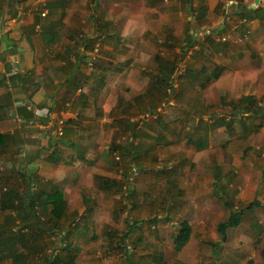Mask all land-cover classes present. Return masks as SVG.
Masks as SVG:
<instances>
[{
  "label": "crops",
  "instance_id": "crops-1",
  "mask_svg": "<svg viewBox=\"0 0 264 264\" xmlns=\"http://www.w3.org/2000/svg\"><path fill=\"white\" fill-rule=\"evenodd\" d=\"M227 3L237 5L234 10L240 17L239 30L250 31L248 40H243L246 41L244 45L234 41L233 34L229 33L226 42L216 40L217 36H225V31L221 34L219 31L232 26L230 22L226 24L223 15ZM237 7L241 11L237 12ZM219 13L222 17L216 27L214 24L210 26L211 18ZM195 25L196 30L202 31V36L216 41L212 44L219 46L220 53L229 50L228 58L234 57L237 62L241 58L249 61L246 73L234 71L231 84H223L221 88L231 91L244 89V95L229 101L220 97V103L221 99L237 103L243 97L252 96L258 107L264 108L257 102V96L264 93V0H0L1 246L5 245L4 241L16 237V233L19 238L28 239L27 235L33 231L30 227L34 221L32 213L23 216L11 209L27 207L28 197L34 198L35 180L45 175L44 170H52L51 167L55 166L47 162L51 152L55 151L58 162L67 166L76 163L74 160H87L90 151L95 148L107 163L109 147L106 145L113 139L115 125L125 124L124 121L128 120H124L129 114L122 107L135 106L150 88L157 90V102L160 101V65L163 62L173 64L176 72L175 58L182 47L176 48L173 42H188L190 36L196 37L198 31L193 28ZM236 34L241 36L243 32ZM188 46L182 51L189 50L191 54L192 46L189 43ZM206 46L209 47L208 44ZM96 47L98 51L94 52ZM167 49L171 51L170 58L161 54ZM258 62L261 67L259 72L256 68ZM204 67L184 71L185 77L198 85L201 91L224 75H221L222 69L213 72L206 71ZM168 68L165 66L164 69ZM175 72L171 76L172 87ZM215 74L217 78L213 79ZM254 84L258 85L257 89ZM127 93L130 96H122ZM262 113L241 112L236 116L242 115L237 120L242 117L253 119L250 123L241 122L243 129L258 130L264 123V111ZM58 119L64 120L60 138L53 134V126ZM222 119L223 116H219L216 120L217 128L223 123L220 122ZM231 121L226 119L225 124ZM254 132L257 131L247 134ZM62 155L69 156V159L63 161ZM95 175L103 192L112 193L114 188L119 187L120 175L117 178L108 173ZM106 180L113 185L105 184ZM7 191L17 192L20 202L2 197V192ZM60 191L65 197L66 189ZM38 205L36 203L34 208ZM131 225L125 233L134 230ZM177 228L179 230L180 225ZM53 238L45 236L38 243L49 245L48 241L53 243ZM191 238L192 234L188 242ZM250 241V248L257 245L254 240ZM208 244L212 252L217 250V246L214 249L212 245L216 243ZM24 248L17 244L13 250L26 255ZM75 255L74 264L77 253ZM129 255L130 251L126 256ZM261 255L264 257V251ZM66 256V253L62 254L63 260ZM158 258L155 259L156 264H159ZM0 264H12V261L0 259ZM252 264H257V261Z\"/></svg>",
  "mask_w": 264,
  "mask_h": 264
},
{
  "label": "rangeland",
  "instance_id": "rangeland-1",
  "mask_svg": "<svg viewBox=\"0 0 264 264\" xmlns=\"http://www.w3.org/2000/svg\"><path fill=\"white\" fill-rule=\"evenodd\" d=\"M235 6L230 3L225 6V22L232 26L223 28L219 34L223 31L224 35L233 34V40L242 45L250 37V31L239 30L240 17ZM237 8V12L241 11ZM221 13L211 18L210 26L216 27ZM193 28L198 32L190 47L191 54L189 50L182 51L189 48L187 40L173 42L176 48L182 47L175 58L177 70L173 87L164 85L158 102L157 90L150 88L135 106L122 107L129 114L124 120H128L115 125L113 139L106 145L109 147L107 163L94 148L87 160H74L76 163L67 166L58 162L52 170H44V176L36 177L34 198L53 186L67 192L69 215L58 226L51 225L54 219L49 211L43 212L40 205L35 208L40 219L39 223H34L39 229L36 232L41 238L54 236L55 239L53 243L48 241L50 251L47 254H55L60 244L58 240L65 237L71 249H79L76 264H156L157 257L164 264H247L248 260L264 263L261 255L264 251V206L246 211L240 225L228 229L225 241L224 236L220 238L216 232V224L228 215L224 201L236 211L253 200L264 203V123L258 130L243 129L241 124L253 119L237 120L242 115L238 117L234 113V116L231 108L223 107L219 100L220 97L227 101L237 100L244 95V89L221 88L223 84H231L234 71L246 73L249 61L228 58L229 50H225L226 54L220 53L219 46L212 44L214 39L202 36L196 25ZM238 31L243 34L248 31L246 41L238 40L240 35H235ZM161 54L170 58L171 51L162 50ZM202 65L206 71L215 72L219 68L223 70L221 75L224 74L205 91L184 75L185 70L198 69ZM256 66L259 72V62ZM257 87L254 84V88ZM164 88L167 89L165 93ZM122 96H130V93ZM257 97V102L264 106V93ZM263 111L264 108L258 107V114L262 115ZM219 116L232 121L220 123L217 128ZM253 131L257 132L247 134ZM205 134L207 146L197 151L188 140L198 141L197 138ZM61 159L66 161L69 156L62 155ZM95 173H108L116 178L120 175L119 187L112 193L103 192ZM83 196L88 198L87 205L83 203ZM0 217L3 218V213ZM133 221L138 223V229L134 228L124 237ZM184 221L191 225L192 238L176 253L173 238ZM251 225H257V231ZM56 231H61V236ZM258 231H261L259 236L263 235L258 237L257 245L250 248V240H254ZM31 235L33 232L27 237ZM120 236H123L122 241H119ZM235 238L238 239L235 241ZM208 242L216 243V252L211 251ZM4 247L0 245L1 254ZM127 250L129 256L125 255Z\"/></svg>",
  "mask_w": 264,
  "mask_h": 264
},
{
  "label": "trees",
  "instance_id": "trees-1",
  "mask_svg": "<svg viewBox=\"0 0 264 264\" xmlns=\"http://www.w3.org/2000/svg\"><path fill=\"white\" fill-rule=\"evenodd\" d=\"M189 1V0H188ZM190 40H188V43L190 44V46H192L193 41L195 40V36H190ZM165 66L169 67L167 70H165ZM160 73L161 75V80H160V84L162 85V87L168 86L167 88H172V75L175 72V66L172 64H168L167 62H163L160 65ZM217 78V75H213L212 77ZM166 88H164V93L166 92ZM221 104L224 106H230L233 110V112L235 113V115H238V113L243 112L244 114L247 113H252L254 115H259L258 114V105L256 103V100L252 97V96H247V97H243L241 98L237 103L234 102H227L224 99H221ZM246 106V107H245ZM254 107L256 110H254ZM246 110V111H245ZM226 117H223L221 121H223V123H226ZM230 121V120H229ZM222 123V122H221ZM207 131V130H206ZM207 134L204 135V137L202 138H197L199 139L198 141H195L194 139H189L188 142L193 145L197 151H202L203 149L206 148L207 146ZM2 139V137L0 136V140ZM118 149V148H116ZM47 162L52 163V164H56L58 163V157L56 155V152L53 151L49 154L48 158H47ZM89 164H93V162H89ZM108 184L109 186L113 185L112 182H110L109 180L105 181V184ZM18 193L17 192H13V191H7L6 193L2 192V197H6L7 196V200L8 199H12L13 201H19V196H17ZM17 198V199H16ZM30 198L27 207H21V208H12L11 211H17L22 213L23 216H26L27 213L31 212L32 216L34 218L33 224H37L39 223L38 218L36 216V211H35V201H38L37 203L41 206L43 212L44 211H49L48 213L50 214V216L54 219L52 221V224L54 227L58 226V223H60V221H63L65 219L68 218V213H67V201L62 193V191L58 190L56 186L50 187V189L45 190V192L39 193V195L35 198ZM12 200H9L12 202ZM88 198L83 196V203L85 205L88 204ZM224 205L225 207L228 209V215L227 217L219 222L216 226V231L217 234L220 236V238H222L223 236H225L227 230L229 228H236L240 225L241 223V219L243 214L246 211H250L253 208H257V207H261L262 205H264V203L259 202L258 200H253L252 202L248 203L245 207L240 208L239 210H233L231 207H229V204L227 201H224ZM88 211H90V209L86 208ZM32 226H30L33 229V236L32 238H28L26 239L25 237H20V235L17 237H14L11 239V241H4L3 244H5L4 247V253L7 254H1L0 255V259L1 260H9L11 259L12 264H74L75 261V254L77 253L78 256V252L79 249L78 248H72L71 249V243L66 242V238L65 237H60V244L57 248V252L55 254H47V251H50L47 247V245L41 246V244L38 243V240H40L41 236H39V234L36 232L39 229H37V226H35V224ZM72 225L75 226L74 223H72ZM257 226V225H256ZM255 225H251V227L255 228ZM137 227V223L133 222V224L131 225V228H135ZM260 230V227H259ZM59 235L61 234V231H56ZM260 232L258 231L257 234L254 237V243L255 245L258 242V237H260ZM127 234H129V232L124 234V237L127 236ZM191 235V227L187 222H182L180 224V228L178 230V233L175 235L174 239H173V250L176 253H179L183 247L187 244L189 238ZM123 237L120 238L119 241H122ZM62 240V241H61ZM17 244H21L22 246H24L25 250H26V255L24 253H19L16 249V251H14V247ZM213 248L216 249V245L212 244ZM48 249V250H47ZM216 252V250H215ZM66 253V257L63 260L62 254ZM129 254V250L126 251L125 255ZM31 255V256H30ZM159 264H164L162 262V260H158ZM247 264H252V262H248Z\"/></svg>",
  "mask_w": 264,
  "mask_h": 264
},
{
  "label": "built area",
  "instance_id": "built-area-1",
  "mask_svg": "<svg viewBox=\"0 0 264 264\" xmlns=\"http://www.w3.org/2000/svg\"><path fill=\"white\" fill-rule=\"evenodd\" d=\"M207 34H209L208 32H206ZM248 37V31H246L244 34H242L241 36L238 37L239 41H243L245 38ZM228 40V36H219L217 38V41H221V42H226ZM98 51V47H96L94 49V52ZM63 131H64V120L63 119H58L54 126H53V134L55 137L60 138L63 135Z\"/></svg>",
  "mask_w": 264,
  "mask_h": 264
}]
</instances>
